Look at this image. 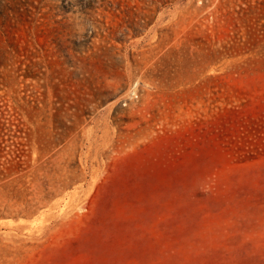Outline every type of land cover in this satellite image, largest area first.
<instances>
[{"label": "rangeland", "instance_id": "374dc122", "mask_svg": "<svg viewBox=\"0 0 264 264\" xmlns=\"http://www.w3.org/2000/svg\"><path fill=\"white\" fill-rule=\"evenodd\" d=\"M261 119L264 0H0V264H264Z\"/></svg>", "mask_w": 264, "mask_h": 264}, {"label": "trees", "instance_id": "16d2710c", "mask_svg": "<svg viewBox=\"0 0 264 264\" xmlns=\"http://www.w3.org/2000/svg\"><path fill=\"white\" fill-rule=\"evenodd\" d=\"M261 130H264V120H263V119L260 120V124H257V127L254 129V131L257 132L258 134L261 133ZM257 136L259 137V135H257ZM256 151H257V152L259 151L257 147H256ZM240 152L250 153L249 150L246 151V150H242V149H240ZM252 152H253V151H252ZM11 161H12V160H10V161L8 162V164L11 163ZM12 162H13V161H12Z\"/></svg>", "mask_w": 264, "mask_h": 264}]
</instances>
